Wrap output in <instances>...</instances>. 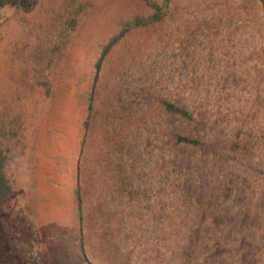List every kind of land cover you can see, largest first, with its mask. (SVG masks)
<instances>
[{
  "label": "rangeland",
  "instance_id": "obj_1",
  "mask_svg": "<svg viewBox=\"0 0 264 264\" xmlns=\"http://www.w3.org/2000/svg\"><path fill=\"white\" fill-rule=\"evenodd\" d=\"M143 6L19 0L0 11V104L26 122L7 146L14 195L0 202V261L33 243L60 264L71 245L60 219L79 176L96 263L264 264V12L256 0H173L162 23L132 29L103 62L84 128L77 98L99 51ZM37 57L52 60L41 80Z\"/></svg>",
  "mask_w": 264,
  "mask_h": 264
},
{
  "label": "trees",
  "instance_id": "obj_2",
  "mask_svg": "<svg viewBox=\"0 0 264 264\" xmlns=\"http://www.w3.org/2000/svg\"><path fill=\"white\" fill-rule=\"evenodd\" d=\"M19 0H0V11L6 7L18 2ZM144 4L143 13L140 15L134 16L130 19H126L122 22V31L119 35L114 36L110 41L101 47L98 55L97 62L94 64L92 77H87L86 79V89L85 93H80L77 101L79 106L86 108L84 111L86 121L84 122V128H89V122L91 120L94 108H95V94L96 87L99 82L100 72L102 70L103 62L107 59L110 53L115 49V47L123 40V38L135 28H147L162 23L169 14L173 0H141ZM264 12V0H256ZM73 28H76L77 21L74 19L70 22ZM59 50V49H58ZM57 48H54L50 51V54H55ZM38 62L33 66V72L41 76L48 68L51 66V58L37 57ZM42 77L40 78V80ZM49 77H45V84L39 86H47L48 92L47 95H50L51 88L48 87ZM40 84V83H39ZM163 106L168 114L177 116L183 121L187 122L189 125L198 126L200 123L201 127H205V122H198V119L195 118V113L188 109L187 107H181L175 104H172L168 101L163 102ZM83 115V113H82ZM26 127L25 117L21 115L18 111H15V106L13 104L5 103L0 104V202L4 203L9 201L14 195V188L7 174V165H8V153L7 146H10L15 141L19 142L24 136V131ZM178 144H186L190 146H199L202 143V140L194 139L192 137H178ZM85 141H83L82 146H84ZM79 172V167H77V174ZM21 213H18L19 223L22 220ZM61 225H64L66 229L65 237L70 241V249L62 253L61 251L58 254V259L60 264H99L96 263L94 255L91 253L94 248L91 245L88 246V235L90 230L91 215L86 213L85 209V199L83 194V188L80 184L79 176L76 177L75 185H73L70 192V201L68 203V215L61 218ZM19 225V224H18ZM213 225L216 228H221L225 225L233 226L232 222L225 223L224 220H216L213 222ZM236 224L234 225V227ZM204 227V221L200 222L199 229ZM233 227V230H234ZM21 234L24 238V232L28 225L22 224L21 222ZM215 228V229H216ZM240 228V227H239ZM241 229V228H240ZM235 232V231H234ZM69 234L71 235V240L69 239ZM90 237V236H89ZM230 238L228 242H230ZM244 244V243H243ZM242 244V245H243ZM241 245V246H242ZM14 251H11L8 254L1 256L0 264H5L6 259L9 255L12 258L8 259L11 261V264H46V258H48L47 253L43 251H34V244H25L20 243L16 244ZM254 245L250 242L245 251H250ZM230 247H233V242L230 243ZM251 248V249H250ZM236 251L240 250V247L235 249ZM91 251V252H90ZM231 251H234L231 248ZM63 255L65 257L62 259ZM246 257V256H245Z\"/></svg>",
  "mask_w": 264,
  "mask_h": 264
}]
</instances>
